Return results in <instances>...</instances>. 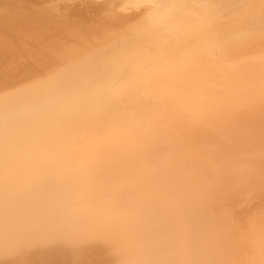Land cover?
Segmentation results:
<instances>
[{"label":"bare ground","instance_id":"bare-ground-1","mask_svg":"<svg viewBox=\"0 0 264 264\" xmlns=\"http://www.w3.org/2000/svg\"><path fill=\"white\" fill-rule=\"evenodd\" d=\"M0 264H264V0H0Z\"/></svg>","mask_w":264,"mask_h":264},{"label":"rangeland","instance_id":"rangeland-1","mask_svg":"<svg viewBox=\"0 0 264 264\" xmlns=\"http://www.w3.org/2000/svg\"><path fill=\"white\" fill-rule=\"evenodd\" d=\"M254 1L250 4V8L252 9L254 6Z\"/></svg>","mask_w":264,"mask_h":264}]
</instances>
